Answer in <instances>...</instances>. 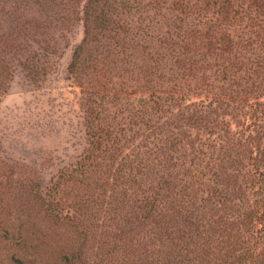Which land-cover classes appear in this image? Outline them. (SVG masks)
<instances>
[{"label":"trees","instance_id":"16d2710c","mask_svg":"<svg viewBox=\"0 0 264 264\" xmlns=\"http://www.w3.org/2000/svg\"><path fill=\"white\" fill-rule=\"evenodd\" d=\"M77 24L87 146L65 174L95 185L103 254L264 264V0H0V96Z\"/></svg>","mask_w":264,"mask_h":264},{"label":"rangeland","instance_id":"374dc122","mask_svg":"<svg viewBox=\"0 0 264 264\" xmlns=\"http://www.w3.org/2000/svg\"><path fill=\"white\" fill-rule=\"evenodd\" d=\"M63 35L43 77L28 74L18 57L0 96V219L8 236L0 238V264H129L103 254L96 199L83 209L95 185L65 174L87 137L79 88L66 71L80 24Z\"/></svg>","mask_w":264,"mask_h":264}]
</instances>
